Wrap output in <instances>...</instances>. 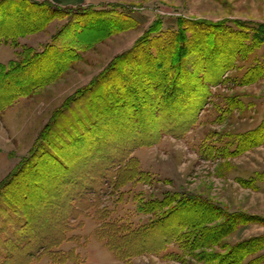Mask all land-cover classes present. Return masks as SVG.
<instances>
[{
    "label": "rangeland",
    "instance_id": "374dc122",
    "mask_svg": "<svg viewBox=\"0 0 264 264\" xmlns=\"http://www.w3.org/2000/svg\"><path fill=\"white\" fill-rule=\"evenodd\" d=\"M30 1L43 5L53 3L68 9L83 7L81 11H89V7L102 11L114 9L128 15L131 22L128 29L106 37L94 44L93 48L77 49L79 59L73 66L33 94H24L31 89V85H18L16 81L0 88V99L6 104L0 111V182L29 156L40 133L52 123L55 115L64 110L65 103L101 76L117 56L133 48L152 26L156 30L150 34L154 38L159 36L161 44L171 32H181L185 39H192V27L187 28L186 25L196 21L224 23L228 27L223 34L220 32L216 37L215 33L209 39L210 45L214 43L213 47H218L220 53L214 56L208 68L210 72L215 69L220 71V65H230V71L224 75L221 84L209 87L210 98L198 110L192 127L185 128L180 124L177 127L164 115L167 111L159 114L156 108L147 106L145 114L150 117L149 121L146 119L147 127L143 126L140 130L131 127L123 137L117 135L112 140L114 145L103 148L111 152L123 148L121 152L125 154L126 161L122 165L109 166V171L103 173L109 177L115 176L110 183L120 180L121 186L124 185L116 187L106 184V178L105 183L98 181L96 190L99 192L101 185L106 189L100 193L101 198L82 215L70 218L65 241L53 251L72 253L77 257L78 264L194 263L182 248V245L188 247L186 239L192 238V235L186 234L188 226L177 227L178 221L191 217L188 213L173 215L166 220L165 225L168 226L162 229L163 222L158 223L154 233L148 234V243L153 244L149 250L157 249L163 242V248L156 252L148 251L121 259L98 235L102 211L108 213L106 219H116L120 224L137 227L154 219L156 214L151 212L157 205L151 202H162L166 197H175L174 201L187 197L200 199L202 203L218 208L215 211L218 215L244 214L264 218V129L254 134L264 120V43H260L259 38L253 39L254 32L251 30L264 25V0H107L95 3V6L88 1V4L84 2L76 7L61 6L58 0ZM77 11L72 9L71 13ZM182 20H188L189 24L184 25ZM67 22V18L56 19L36 34L19 37L17 45L11 39L1 40L0 65L7 66L11 61H19L22 52L28 48L34 53L44 51ZM237 22L245 23V26L238 28ZM245 28L250 35L242 34L240 39L239 35L227 34L230 30L245 32ZM202 40L203 37H197V41ZM238 41L244 45H238ZM152 53L157 55L155 50ZM221 61L222 64L219 63ZM211 77L214 76H207ZM244 79H253V83L244 85ZM110 82L114 83L115 80ZM103 90L101 87L63 115L59 122L60 129L57 128L63 137H67L63 127L83 117L91 106L93 96L106 93ZM80 130L77 129L78 132ZM72 133L77 134L75 131ZM93 137L90 136L89 140ZM122 139L125 144L121 142ZM70 145L62 151L66 162L74 163L75 175H84L78 169L83 172L97 167L98 162L94 164L92 160L84 159L91 150L87 142ZM130 159V164H126ZM48 161L44 164L43 174L58 169L54 160V165L47 164ZM41 178L42 175L40 181ZM28 191L35 193L31 189ZM169 202L172 203V200ZM165 210L169 211V208ZM259 236H264V225L253 222L240 224L232 234L221 240V244L227 248H221L220 244L205 250L207 253L225 254L234 245ZM38 254L30 261L23 255L15 257L11 264H76L74 261L55 263L49 255ZM260 256L263 260L258 264H264V249L247 261Z\"/></svg>",
    "mask_w": 264,
    "mask_h": 264
},
{
    "label": "trees",
    "instance_id": "16d2710c",
    "mask_svg": "<svg viewBox=\"0 0 264 264\" xmlns=\"http://www.w3.org/2000/svg\"><path fill=\"white\" fill-rule=\"evenodd\" d=\"M82 8H72L79 11L71 13L72 9L53 3L43 5L30 0H0V41L11 39L14 45H17L19 37L36 34L56 19H68L67 24L44 51L34 53L28 48L22 52L19 61H11L7 66L0 65V88L16 81L18 85H31V89L24 94H33L73 66L79 59L77 49L93 48L94 44L106 37L130 27V17L125 13H118L114 9L102 11L95 7H89V11H81ZM181 23L186 25L189 21L182 20ZM186 26L192 27V39H185L181 32H171L162 44L159 36H151L150 32L156 30L152 26L133 48L117 56L101 76L65 103L64 110L55 115L52 123L46 125L40 133L29 156L0 182V264H11L15 257L21 255L30 261L36 253L49 255L55 263L74 261L78 264L77 257L72 253L53 250L65 241V233L70 229V218L82 215L101 198L100 193L106 189L101 185L98 192V181L105 183L107 180L106 184L121 186L120 180L110 183L115 176L109 177L103 171H109V166L122 165L126 161L125 154L121 152L123 148H117L116 152L103 148L114 145L112 140L117 135L123 137L131 127L139 130L143 126L147 127L146 119L150 120L145 114L147 106L156 108V113L159 114L167 111L164 115L169 122H175L177 127L179 124L185 128L192 127L198 110L210 98L209 87L221 84L224 75L230 71V65H220V71L215 69L210 72L208 68L214 56L220 53L217 51L220 50L218 47H213L214 43L210 45L209 39L215 33L216 37L220 32L223 34L228 27L224 23L204 21H196ZM236 26L243 28L245 23L237 22ZM251 30L254 32L253 39L259 38L260 43H264V25H258L257 29ZM249 32L245 28V32L235 33L230 30L227 34L239 35L240 39L242 34L250 35ZM199 36L204 40L197 41ZM237 43L244 45L239 41ZM219 63L222 64L223 61ZM208 75L214 77L207 78ZM112 79L115 82L108 83ZM195 80L198 83H193ZM252 81L253 79H244L242 84L248 85ZM101 87L106 93H96L93 96L87 113L63 127L67 135L63 137L58 132L63 115ZM4 107L6 104L0 99V111ZM79 127L81 130L78 132ZM263 129L264 120L254 134ZM73 131L77 134L74 135ZM90 136L94 137L89 140ZM85 142L90 145L91 150L84 159H90L94 164L98 162V165L88 171L81 172L78 169L81 175L84 174L78 176L75 175L74 163L69 160L66 162L62 150L70 144ZM121 142L125 144L123 139ZM69 157L72 156L69 154ZM46 160H50L47 164L52 165L55 164L52 161L54 160L58 169L43 174ZM130 162L131 159L126 164ZM130 170L132 172V167ZM28 189L35 193H29ZM167 198L162 202H151L154 206L157 205L151 212L156 214L154 219L137 227L120 224L116 219H106L108 213L102 211V216L99 217L101 224L97 230L99 237L121 259L148 251H160L163 242L159 243L157 249L149 250L153 248V244L148 243V234L154 233L158 223L163 222L164 229V226H168L165 225L166 220L184 212L191 217L178 221L177 227L188 226L186 234L192 235V238L186 239L188 247L182 245L186 255L195 261L190 264H258L263 260L260 256L247 261L250 256L264 249V236L240 242L229 248L225 254L207 253L205 249L219 246L221 240L232 234L240 224L253 222L264 225V218L244 214L218 215L215 212L218 208L202 203L200 199L187 197L174 201L175 197ZM165 208H169V211ZM172 231L175 232L174 228ZM220 246L227 248L226 245Z\"/></svg>",
    "mask_w": 264,
    "mask_h": 264
},
{
    "label": "crops",
    "instance_id": "0c3cea01",
    "mask_svg": "<svg viewBox=\"0 0 264 264\" xmlns=\"http://www.w3.org/2000/svg\"><path fill=\"white\" fill-rule=\"evenodd\" d=\"M88 1H90L92 3V5H94L95 3H101V2H105L107 0H104V1L103 0H58V2L61 4V6H73V7H76L77 5H82V3H84V2L86 4H88L89 3ZM89 5H91V4H89Z\"/></svg>",
    "mask_w": 264,
    "mask_h": 264
}]
</instances>
